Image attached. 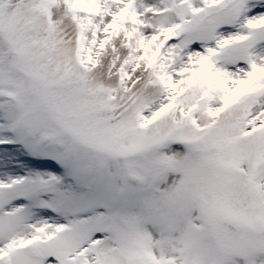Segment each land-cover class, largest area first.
Masks as SVG:
<instances>
[{
    "label": "snow or ice",
    "instance_id": "snow-or-ice-1",
    "mask_svg": "<svg viewBox=\"0 0 264 264\" xmlns=\"http://www.w3.org/2000/svg\"><path fill=\"white\" fill-rule=\"evenodd\" d=\"M0 264H264V0H0Z\"/></svg>",
    "mask_w": 264,
    "mask_h": 264
}]
</instances>
